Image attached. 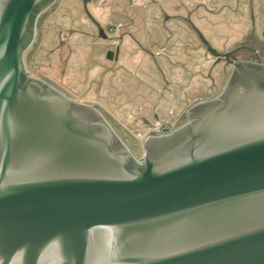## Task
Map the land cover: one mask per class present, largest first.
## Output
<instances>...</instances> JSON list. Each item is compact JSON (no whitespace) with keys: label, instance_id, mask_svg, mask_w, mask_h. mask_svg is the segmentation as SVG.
<instances>
[{"label":"water","instance_id":"water-1","mask_svg":"<svg viewBox=\"0 0 264 264\" xmlns=\"http://www.w3.org/2000/svg\"><path fill=\"white\" fill-rule=\"evenodd\" d=\"M57 1L0 0V264H264V63L199 34L231 75L141 162L97 107L28 73Z\"/></svg>","mask_w":264,"mask_h":264},{"label":"rangeland","instance_id":"rangeland-1","mask_svg":"<svg viewBox=\"0 0 264 264\" xmlns=\"http://www.w3.org/2000/svg\"><path fill=\"white\" fill-rule=\"evenodd\" d=\"M55 6L32 71L97 107L138 159L148 122L164 116L181 127L186 107L215 98L229 79L232 68L208 53L199 34L222 54L253 33L264 40V0H88L86 6L58 0ZM117 48L118 59L109 60Z\"/></svg>","mask_w":264,"mask_h":264},{"label":"flooded vegetation","instance_id":"flooded-vegetation-1","mask_svg":"<svg viewBox=\"0 0 264 264\" xmlns=\"http://www.w3.org/2000/svg\"><path fill=\"white\" fill-rule=\"evenodd\" d=\"M57 3V2H56ZM56 4H54L52 7H50L48 10H46L45 12H43L40 17L38 18V21H37V27H36V38H35V41H34V44L26 51L25 53V56H24V59H25V63H26V67H27V70H28V73L31 75V73L29 72V68H31V71L33 70V64L35 65V63H33V60H34V56H35V53L37 51V49L40 47V44H41V41H42V29L44 27V25L47 23V20L49 17H51V14L53 13V10L55 9V6ZM262 35L264 36V30L262 31ZM202 41V40H201ZM209 43V42H208ZM202 44L204 46H206L204 44V42L202 41ZM210 45V44H209ZM63 46V44L61 46H57L56 49L57 50H54V51H51L49 52L50 55H54V54H57L56 52L61 49V47ZM237 46H240L239 48H237L236 50L234 51H231V52H234V57L237 58V59H242L244 61H249V62H262L264 63V40L260 38L259 35H256L255 33H253L251 35L250 38L247 39V42H241L239 44H237ZM31 51L29 54H28V51ZM230 53V52H228ZM64 55V54H63ZM232 60H233V57H230V60L229 61H225V60H222L221 62L223 64H225L227 67H232L231 63H232ZM36 66V65H35ZM35 70V69H34ZM33 72V71H32ZM232 72V70H231ZM231 75V74H230ZM32 77H35V78H39V79H42L46 82H49V83H53L56 85V83L53 81V79L49 78V77H39V76H36L33 72V74L31 75ZM230 77V76H229ZM57 86V85H56ZM57 88L62 91L64 94H66L68 97H70L71 99H73L67 92H65V90L63 89H60L58 86ZM220 93H218L216 95V97L219 95ZM74 101H76L75 99H73ZM206 100H210V99H206ZM202 101H205V100H196L195 102H193L192 105H188L186 107V114H187V110L192 107L193 105H195L196 103H199V102H202ZM79 102V101H78ZM152 125V124H151ZM149 125V127L151 126ZM125 141V140H124ZM126 142V141H125Z\"/></svg>","mask_w":264,"mask_h":264},{"label":"built area","instance_id":"built-area-1","mask_svg":"<svg viewBox=\"0 0 264 264\" xmlns=\"http://www.w3.org/2000/svg\"><path fill=\"white\" fill-rule=\"evenodd\" d=\"M178 128L175 120L163 119L154 122L148 130V134L141 135L139 139L145 140L148 136H168L171 135ZM144 156V155H143ZM143 156L139 159L143 162Z\"/></svg>","mask_w":264,"mask_h":264},{"label":"crops","instance_id":"crops-1","mask_svg":"<svg viewBox=\"0 0 264 264\" xmlns=\"http://www.w3.org/2000/svg\"><path fill=\"white\" fill-rule=\"evenodd\" d=\"M162 117H164V116L157 117V120L156 121L165 119V118H162ZM156 121H153V122H156ZM147 124L148 125H151L153 123L148 122Z\"/></svg>","mask_w":264,"mask_h":264}]
</instances>
